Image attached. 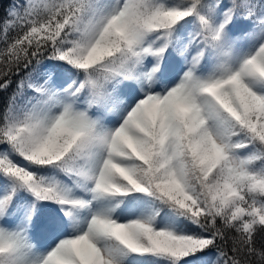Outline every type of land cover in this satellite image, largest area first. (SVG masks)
Returning <instances> with one entry per match:
<instances>
[{
  "label": "snow or ice",
  "instance_id": "snow-or-ice-1",
  "mask_svg": "<svg viewBox=\"0 0 264 264\" xmlns=\"http://www.w3.org/2000/svg\"><path fill=\"white\" fill-rule=\"evenodd\" d=\"M0 93V264H264V0H11Z\"/></svg>",
  "mask_w": 264,
  "mask_h": 264
},
{
  "label": "trees",
  "instance_id": "trees-1",
  "mask_svg": "<svg viewBox=\"0 0 264 264\" xmlns=\"http://www.w3.org/2000/svg\"><path fill=\"white\" fill-rule=\"evenodd\" d=\"M225 3H227V0H224ZM11 3V0H0V19H2L6 15V10L9 8V4ZM19 77H13V80H18ZM15 87V83L12 86ZM9 92L12 91V88L8 90ZM8 93H0V100H6Z\"/></svg>",
  "mask_w": 264,
  "mask_h": 264
},
{
  "label": "rangeland",
  "instance_id": "rangeland-1",
  "mask_svg": "<svg viewBox=\"0 0 264 264\" xmlns=\"http://www.w3.org/2000/svg\"><path fill=\"white\" fill-rule=\"evenodd\" d=\"M41 239H42V240H46L47 238H45V237H41Z\"/></svg>",
  "mask_w": 264,
  "mask_h": 264
}]
</instances>
